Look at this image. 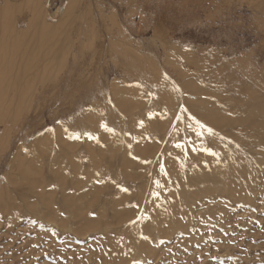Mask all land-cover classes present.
I'll list each match as a JSON object with an SVG mask.
<instances>
[{"label":"rangeland","instance_id":"obj_1","mask_svg":"<svg viewBox=\"0 0 264 264\" xmlns=\"http://www.w3.org/2000/svg\"><path fill=\"white\" fill-rule=\"evenodd\" d=\"M0 264H264V0H0Z\"/></svg>","mask_w":264,"mask_h":264},{"label":"bare ground","instance_id":"obj_2","mask_svg":"<svg viewBox=\"0 0 264 264\" xmlns=\"http://www.w3.org/2000/svg\"><path fill=\"white\" fill-rule=\"evenodd\" d=\"M127 101V100H126ZM123 102V101H122ZM128 103H129V101H127ZM123 104H126V102L124 103L123 102ZM130 104V103H129ZM137 105H139L138 103H136V107H137ZM140 105H141V103H140ZM126 106V105H125ZM124 107V106H123ZM208 119V118H207ZM213 122H215V121H213ZM213 124H215V126H217V127H219V128H221V125H220V123H213ZM255 129V128H254ZM256 129H257V127H256ZM256 131H258V129L256 130ZM105 136V135H104ZM110 144V143H109ZM204 145H206V144H204ZM168 147V146H167ZM171 147V146H170ZM169 148V147H168ZM166 147H165V151H166ZM170 149V148H169ZM155 150H157V149H155ZM153 151V150H152ZM171 151H172V148H171ZM124 152H125V150H124ZM155 152V151H154ZM158 152V151H157ZM156 152V153H157ZM191 160H192V162L193 161H199V160H205V157L207 156V154H205L204 155V152L202 151V150H194V149H191ZM150 154H151V152H150ZM226 158H227V161H230L231 160V158L229 157V156H226ZM128 160H132V159H130V158H128V159H126L125 161H124V163H127V161ZM210 161H212L213 162V159L212 160H210ZM209 161V162H210ZM136 163H137V161H136ZM131 164V163H130ZM212 166H213V169H214V175H213V179H216L217 178V171H216V169H215V167H216V164L214 163V164H212ZM128 171V170H127ZM234 176H236L237 174H240V176L241 177H246V174H245V172H244V170L241 168V169H239V170H235L234 172ZM129 174H132V176H133V178H141V175H138V176H134V173H131V172H127V175H129ZM178 175H181V174H178ZM202 177H207V174H199V175H196L195 176V180H196V183H198V184H201V183H203V180H202ZM237 177V176H236ZM240 177V178H241ZM127 180V179H126ZM176 180V179H175ZM94 181L95 180H93V183H94ZM149 183V182H148ZM147 183V184H148ZM234 183H235V186H238L237 184H236V182L234 181ZM94 185V184H93ZM92 184H91V187L93 186ZM242 185H243V187H244V185H245V183H242ZM248 185H249V183H248ZM104 186H106V185H104ZM108 186L110 187V185L108 184ZM141 186H142V192H149L150 194V200H151V198L153 197H155V196H157V193L156 194H153L152 192H153V190H155L157 187H159L160 186V184L158 185H156V184H153V185H151V189L150 190H148L149 188H150V186H147V185H143V183H141ZM91 187H90V189H89V191L86 193V194H91V195H94L95 193L98 195V194H100V192H102L103 190H105L106 188H107V186H106V188H102L101 189V187L99 186V188L97 189H95V190H93L92 191V189H91ZM204 188L205 187H203L202 188V190L204 191ZM220 190H222V191H228L229 189H230V186L228 185V183L227 182H222L221 183V185H220ZM175 189L179 192V193H184L186 190L184 189V187L182 186V184H181V182H180V180H179V178L176 180V182H175ZM210 190V189H209ZM246 190V189H245ZM195 192L197 193V194H200V188L199 187H197L196 188V190H195ZM159 194H163V195H165L166 194V192H164L163 190L159 193ZM125 195V194H124ZM125 196H127V195H125ZM94 197V196H93ZM124 197V196H123ZM127 198V197H126ZM94 199V198H93ZM119 200H121V198H119L117 201H115L114 203H115V205L114 206H116V204H118L119 202ZM127 202V201H126ZM97 204V203H96ZM124 205H125V203H123ZM118 205H121V204H118ZM157 207H156V206ZM153 207H151L152 209H154V208H156V210H159L160 208H162V209H166V210H169L170 208H172L171 206L170 207H164V205H163V203L162 202H160L159 204L157 203V204H154V205H152ZM117 207V206H116ZM124 207V206H123ZM157 208H159V209H157ZM120 209V208H119ZM118 208H117V212L119 213L117 216H121L122 214H124V215H127L129 212V210H122V211H120ZM180 209V208H179ZM102 210H103V208H102ZM101 211V210H100ZM175 211V210H174ZM153 212V211H152ZM167 213V212H166ZM102 214H104V213H102ZM130 214V213H129ZM128 214V215H129ZM154 214V213H153ZM164 214V213H163ZM176 214V213H175ZM166 215V214H165ZM169 214H167L166 215V219H167V216H168ZM173 215V214H172ZM155 216V215H154ZM158 216V218L160 219V220H162V221H164L163 219H164V216L162 215V214H159V215H157ZM174 216V215H173ZM125 218V217H124ZM155 220H157V219H155ZM166 222V221H165ZM167 223V222H166ZM162 224V223H161ZM263 227V226H262ZM252 237V236H251Z\"/></svg>","mask_w":264,"mask_h":264},{"label":"snow or ice","instance_id":"obj_3","mask_svg":"<svg viewBox=\"0 0 264 264\" xmlns=\"http://www.w3.org/2000/svg\"><path fill=\"white\" fill-rule=\"evenodd\" d=\"M185 111H187V110L185 109ZM193 119H195V117H193ZM196 123L198 125H200L201 128H206L209 134H215L213 129L207 127L206 125H203L199 120H196ZM142 124H143V122H141V125ZM104 127L107 129V126L106 125H104ZM107 130L110 131L111 129H107ZM177 146L179 147V145H177ZM206 150L209 151V152H211V149H206ZM212 154L213 155H216V153H212ZM157 184H159L158 181H157ZM160 186L162 187V185H160ZM125 191H127V189H125ZM157 195H158V193H157ZM132 223H135V221H132ZM145 239H147V237H145Z\"/></svg>","mask_w":264,"mask_h":264}]
</instances>
